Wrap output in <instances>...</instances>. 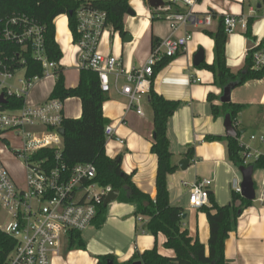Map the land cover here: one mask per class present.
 Instances as JSON below:
<instances>
[{
  "label": "crops",
  "instance_id": "obj_1",
  "mask_svg": "<svg viewBox=\"0 0 264 264\" xmlns=\"http://www.w3.org/2000/svg\"><path fill=\"white\" fill-rule=\"evenodd\" d=\"M224 1H229L235 15L247 21L252 19L250 26V40L256 41L254 32L258 22H264L263 6L256 8L250 4L246 6V0H208L198 11L209 10L214 5L223 9ZM129 8L134 12L133 16L125 14L123 29L129 34L131 40L126 42L124 36L114 32L108 27L102 34L97 51L104 56H113L120 59L125 70H131L142 66L147 60L151 50V38L161 40L169 35V28L163 20H157L148 5L142 0H129ZM256 9V10H255ZM55 41L62 53L59 66L63 69L66 88H75L79 82L81 61L77 48L73 44V37L68 28L66 16H58L54 20ZM217 20L213 19L208 29H198L187 26L178 30L175 36L181 37L185 33L191 34V40L185 49L156 75L154 91L167 101L179 102V106L167 123V138L169 150L172 153V164L176 166L174 174L167 177V189L169 202L172 206L184 210L183 229L188 231L191 238H196L205 246L209 239V227L205 213L195 210L187 203L188 186L181 182L177 190L172 188L171 183L181 176L188 175V171H181L177 164L185 157V153L192 148L193 156L189 167L203 168V177L195 175L196 180L210 178L213 180L209 193L218 205H226L230 202V194L226 191L225 184L228 182L225 175L233 172V166L226 155L225 142L206 140L208 136L225 137V129L221 127L218 118L214 119L207 101L209 93L214 94L219 103L222 90L213 85L212 75L204 70H197L192 66L194 54L198 49H203L207 64L214 59L213 40L203 34V30L214 32ZM246 30L236 27L232 36H236L232 44L227 38L225 47L226 65L234 61L231 50L235 55L236 49L246 57ZM257 34L264 41V30ZM241 37V41L239 40ZM229 37V36H228ZM244 37V38H243ZM246 39V40H245ZM241 67L230 70L236 73ZM54 86V79L36 81L27 97L29 105H39L48 100ZM241 94L233 97V104L247 105V107L264 108V78L250 81L239 88ZM108 99L102 105L103 118L108 125H113L115 134L105 144V154L109 158L122 155L121 169L131 175L133 184L152 200L156 197L155 177L157 159L151 153L153 123L152 110L148 96L140 98L141 115L134 109H128V100L121 96L115 89L107 94ZM63 115L65 119L77 120L81 116V102L78 98H68L64 101ZM225 115V114H223ZM238 123V129L244 130ZM224 129V130H223ZM254 142V141H252ZM252 152L260 155L264 149L260 145L251 144ZM188 167V168H189ZM230 167V168H229ZM187 168V169H188ZM13 176V175H12ZM14 178V176H13ZM236 178V177H234ZM233 178V179H234ZM255 188V200L251 206L244 209L236 222V229L231 232L225 241L224 257L226 264H264V170H254L252 176ZM16 182V181H15ZM17 183V182H16ZM18 184V183H17ZM231 190V184H229ZM175 191H174V190ZM176 192V194H173ZM115 204V205H114ZM117 204V205H116ZM135 205L113 202L110 208H106L105 221L100 228L87 231V239L84 240L85 250H69L67 242L64 244L62 253L52 258L51 264H96L97 257L112 255L117 262L129 260L134 253L142 254L145 251L156 248L159 255L166 258L174 257L172 250L166 249V238L161 233L153 236L146 230L147 219L137 220ZM93 226V225H91ZM82 239V237H81ZM83 241V239H82Z\"/></svg>",
  "mask_w": 264,
  "mask_h": 264
},
{
  "label": "built area",
  "instance_id": "obj_2",
  "mask_svg": "<svg viewBox=\"0 0 264 264\" xmlns=\"http://www.w3.org/2000/svg\"><path fill=\"white\" fill-rule=\"evenodd\" d=\"M148 5V0H142ZM208 0H161L162 7L150 8L157 20L166 22L169 35L153 45L145 63L135 69L125 70L120 59L104 56L98 51L100 38L108 28L107 16L103 11L80 8L76 13L78 38L73 44L79 53L81 69L97 74L100 90L108 94L115 89L128 100V109L141 115L140 98L149 94L150 79L156 64L163 58H172L182 52L191 35L181 37L175 33L187 26L208 29L215 13L223 18L227 36L232 35L237 26L244 31L246 21L235 15L229 1L224 8L214 5L201 12ZM0 41L20 47L17 61L24 65L22 55L30 51L32 58L41 64L42 77L27 79L24 69H11L0 60V96L23 98L20 109H4L0 103V141L5 143L0 155L20 161L23 167V184H17L6 164L0 159V207L7 214V221L0 232L12 238L16 245L5 264H51L52 258L59 256L71 233L86 230L111 193L110 186L102 187L95 182L96 168L92 163L76 164L68 167L62 160L63 137L57 130L65 120L64 101L53 99L39 105H29L27 97L33 84L39 80L54 79L55 62L47 60L43 41V27L23 15L7 18L0 29ZM250 52L252 69L264 72V41H252ZM14 61V57L11 58ZM23 71L22 77L15 79L16 72ZM115 134L113 125L104 129L105 142ZM250 141L264 143L263 137L250 136ZM242 166L248 167L259 156L249 146L243 144ZM50 154V155H48ZM251 160V162L249 161ZM213 180L202 178L188 186V202L191 209L199 210L209 206V188ZM231 189L241 193L240 180L234 178ZM138 221L143 217L138 216ZM66 242V241H65Z\"/></svg>",
  "mask_w": 264,
  "mask_h": 264
},
{
  "label": "trees",
  "instance_id": "obj_3",
  "mask_svg": "<svg viewBox=\"0 0 264 264\" xmlns=\"http://www.w3.org/2000/svg\"><path fill=\"white\" fill-rule=\"evenodd\" d=\"M129 0H0V29L4 21L16 15H23L43 27V41L45 55L48 61L55 62L58 67L54 70V86L48 100L58 99L65 101L68 98H78L81 102V116L77 120L65 119L61 128L64 130L62 160L68 167L76 164L92 163L96 168L95 182L102 186H110L112 190L119 191L117 201L124 204L135 205V216L147 219L146 230L156 236L161 233L165 236L164 247L174 252V257L166 258L158 254L156 248L143 252L134 253L124 262H117L112 255L97 257L96 264H226L224 257V245L229 234L236 229L237 219L243 210L250 207L252 202L244 200L240 194L230 190V202L226 205H218L209 193V206L202 210L207 218L209 227V239L207 253L205 246L191 238L186 229H183L184 210L172 206L169 202L167 189V177L176 171L172 164V153L169 150L167 138V123L179 106V102L167 101L157 94L153 88V82L157 73L169 64L175 57L163 58L153 70L150 79L148 101L152 110V143L150 151L156 156L157 169L155 177L156 197L152 200L147 194L141 192L132 182L131 175L125 174L121 169L122 155L109 158L105 154L104 129L108 121L103 118L102 105L108 99L106 93L100 90L97 74L81 69L79 82L75 88H66L63 69L59 66L62 53L55 41L54 20L61 15L68 19V28L73 40L76 41V13L80 8H90L103 11L107 16V25L121 36L125 35L123 18L129 9ZM213 19L217 20L214 32L203 30V34L213 40L214 59L211 64L203 62L196 67L197 70L209 72L213 77V85L221 89L229 84L236 83L241 87L247 82L261 80L264 72L252 69L250 52L244 59L242 69L233 73L226 65L225 47L227 34L224 30L223 18L213 13ZM253 20L246 21V39L250 40V26ZM160 40L151 38V46ZM20 47L16 44L0 41V60L11 69H24L27 79L42 77V66L36 62L30 53L25 52L22 57L25 64L21 65L16 58ZM14 57V61L11 58ZM217 97L209 93L207 101L210 105L212 117L217 119L223 114L229 113L233 128L237 132V139L208 136L210 141L225 142L227 160L235 167L242 166L243 149L238 143V138L243 131L238 129L237 115L247 105L221 104L215 105ZM23 98H8L3 105L4 109H20L23 106ZM50 155V154H48ZM193 151L189 148L185 157L192 159ZM256 170H264V152L260 154L252 164ZM106 207L101 205L92 223L100 228L105 221ZM69 250H85V244L81 239V233H71L68 238ZM16 242L0 232V264L7 262L8 256L13 251Z\"/></svg>",
  "mask_w": 264,
  "mask_h": 264
},
{
  "label": "rangeland",
  "instance_id": "obj_4",
  "mask_svg": "<svg viewBox=\"0 0 264 264\" xmlns=\"http://www.w3.org/2000/svg\"><path fill=\"white\" fill-rule=\"evenodd\" d=\"M247 4L252 5L253 7H257L258 5H262L263 9L260 10L259 12H264V0H246V6ZM256 10V9H255ZM259 24L256 25V32L258 31L261 32L262 30H264V22H258ZM256 32H254V37H256V41H260L261 40V35L257 34ZM191 35V34H190ZM236 36H232L230 35L228 37V40H230V44H232L235 40ZM237 38V37H236ZM239 40L241 41V37H239ZM244 38V37H243ZM246 38V37H245ZM246 40V39H245ZM232 56L233 58H236L234 61L229 62V67L232 68L233 70L239 68L242 66L243 62H244V55L240 53V51L235 52V55L233 54L232 50H231ZM23 75V71L19 70L18 72H16L15 75V79L11 82L13 85L16 84V80L20 77H22ZM240 87L235 88L232 92H233V97L241 94L242 90L239 89ZM231 92V94H232ZM231 103L232 102V95H231ZM262 110H260L258 107H247L245 108L241 113H239L237 115L236 120L241 124L244 133L240 136V140L243 144L249 146L251 144H257L260 145V149H264V143H259L258 141H250V136L254 135L255 137L259 138V137H263L264 138V108H261ZM223 120H224V115H221L220 117H218V122H221V127H223ZM238 125V123H237ZM224 128V127H223ZM224 130V129H223ZM5 146V143H2L0 141V149H3ZM253 151V150H252ZM0 159L6 164V166L8 167V169L10 170V172L12 173V175L14 176V181H16L19 185L23 184V167H22V163L20 161H16L12 158H10L7 154H3L0 155ZM251 162V160H249ZM233 168V172L225 175V178L228 182H226L225 187H226V191L230 194V187L229 184L232 183V180L234 177H237V179H239L241 181V174L238 171L237 167L235 166H231ZM230 168V167H229ZM188 171V175L186 176H181L178 179H175L172 183L171 186L174 189H178V188H182L180 186L181 182H187V183H191L192 180L195 179V175L198 174V176L203 177V168H199L197 167V169H194L193 166L189 167L187 169ZM173 189V190H174ZM175 191V190H174ZM173 194H176V192H174ZM116 202V201H114ZM118 202V201H117ZM187 203H188V194H187ZM113 204L110 203L106 206L107 209L110 208V205ZM115 205V204H114ZM117 205V204H116ZM7 221V214L5 212V210L3 208L0 207V228H3L5 226V223ZM94 229L95 230V226H90L88 227L86 230L81 232V237L83 239V242L85 239H87V231ZM68 239H64V243L66 244L65 241H67Z\"/></svg>",
  "mask_w": 264,
  "mask_h": 264
},
{
  "label": "water",
  "instance_id": "obj_5",
  "mask_svg": "<svg viewBox=\"0 0 264 264\" xmlns=\"http://www.w3.org/2000/svg\"><path fill=\"white\" fill-rule=\"evenodd\" d=\"M148 6L150 8H158L162 7V2L161 0H148ZM259 7V6H258ZM127 15L133 16L134 12L129 8L126 12ZM124 40L126 42L131 40V37L129 34H126L124 37ZM253 46V42L251 40L246 41V49L249 50ZM205 60V54L203 49H198L197 52L193 56L192 60V66L194 68L198 67L201 65ZM236 83H229L225 85L222 88V93L219 97V103L220 104H228L231 101V92L235 89ZM0 103L5 104V100H3L2 95L0 96ZM223 127L225 129V137L228 138H233L237 139V132L233 128L232 120L230 118V114L226 113L224 115V120H223ZM57 133L61 136L64 137V130L62 128L57 130ZM190 160L188 158H183L181 159L177 166L181 171H186L187 168L189 167ZM238 171L241 174V181H240V189L241 193L240 196L249 202H253L255 200V188H254V182L252 179L253 172L255 170L253 165H249L248 167H243L239 166L237 167ZM119 196V191L113 190L111 193L106 197L103 203V207H106L108 204L114 202L117 200ZM185 216H183V219ZM106 264H112L111 262H108ZM134 264H140L139 262L134 263Z\"/></svg>",
  "mask_w": 264,
  "mask_h": 264
}]
</instances>
